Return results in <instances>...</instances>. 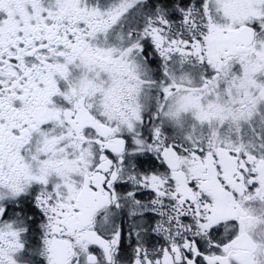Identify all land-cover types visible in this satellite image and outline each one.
Returning a JSON list of instances; mask_svg holds the SVG:
<instances>
[{
    "label": "snow or ice",
    "instance_id": "obj_1",
    "mask_svg": "<svg viewBox=\"0 0 264 264\" xmlns=\"http://www.w3.org/2000/svg\"><path fill=\"white\" fill-rule=\"evenodd\" d=\"M0 264H264V0H0Z\"/></svg>",
    "mask_w": 264,
    "mask_h": 264
}]
</instances>
